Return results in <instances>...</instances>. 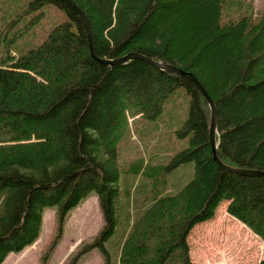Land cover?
Instances as JSON below:
<instances>
[{
	"label": "trees",
	"instance_id": "trees-1",
	"mask_svg": "<svg viewBox=\"0 0 264 264\" xmlns=\"http://www.w3.org/2000/svg\"><path fill=\"white\" fill-rule=\"evenodd\" d=\"M75 1L91 21L97 56L137 52L193 72L216 106L219 158L264 170V8L256 10L252 0ZM47 4L67 19L19 55L9 44L23 31L6 37L0 59V264L39 237L44 213L54 207L47 258L68 215L92 193L103 225L64 264H78L92 249L100 264H113L107 241L123 212L116 264H166L175 251L181 264H192L191 230L213 218L229 196L264 229V176L228 172L216 163L211 108L195 84L139 58L95 59L82 19L63 0H28L23 13L37 11L33 23ZM180 88L190 103L176 133L188 137V145L144 173L152 189L163 172L185 164H194V176L180 188L145 194L146 207L135 216L132 192L122 199L119 144L135 118H158Z\"/></svg>",
	"mask_w": 264,
	"mask_h": 264
},
{
	"label": "rangeland",
	"instance_id": "rangeland-1",
	"mask_svg": "<svg viewBox=\"0 0 264 264\" xmlns=\"http://www.w3.org/2000/svg\"><path fill=\"white\" fill-rule=\"evenodd\" d=\"M254 1L255 8L263 9L264 0ZM28 0H0V59L3 55L6 37H12L22 30L18 38L10 42L11 52L19 55L38 46L51 29L67 19V15L52 4L42 8L43 13H23ZM40 11V10H38ZM23 13V14H22ZM27 26V27H26ZM190 96L180 88L165 103L162 114L156 119L137 117L130 124L128 132L118 149V163L121 170L122 199L130 191L135 197V216L142 213L146 205L145 194H158L164 188H180L194 176V164L165 171L161 183L152 189V180L144 171L165 165L170 158L188 145V137H179L176 130L189 114ZM140 170V173H139ZM179 186V187H177ZM240 199L229 196L219 205L213 218L196 224L188 236L192 264H264V229L242 212ZM116 228L115 236L107 241L116 264L118 247L124 232V212ZM55 208L44 213L43 227L39 237L19 252H11L2 264H64L79 247L93 240L103 225V216L96 194L92 193L68 215L63 234L54 251L47 257V250L55 239ZM175 251L166 264H181ZM97 249L81 257L78 264H100Z\"/></svg>",
	"mask_w": 264,
	"mask_h": 264
},
{
	"label": "water",
	"instance_id": "water-1",
	"mask_svg": "<svg viewBox=\"0 0 264 264\" xmlns=\"http://www.w3.org/2000/svg\"><path fill=\"white\" fill-rule=\"evenodd\" d=\"M63 1L66 2L82 19V22L84 24V28H85V31L87 34L89 49H90L92 56L95 59H97L103 63H106V64H115V63L124 61L128 58L134 57V58H139V59L145 60V61L155 65L156 67H158L160 69L169 70V71H172L174 73L188 77L195 84V86L199 89V91L204 96V98L207 100V102L209 103L210 108H211V122H210V126H209V140H210V144H211L213 159L216 161V163L221 168H223L224 170H226L228 172H232V173H236V174H240V175H247V176H264V170H262V169L235 168V167L226 165L219 158L218 153H217L218 143L216 141V123H217L216 106H215V103H214L212 96L209 94V92L206 90L205 86L202 84V82L197 78V76L193 72L186 71V70L181 69L175 65L167 64V63H164L161 61H155L151 57L146 56V55L141 54V53H137V52H130L123 57L115 58V59H106V58H102V57L97 56L96 53L94 52V35H93V30H92V24H91L89 17L85 13V11L77 4V2L75 0H63Z\"/></svg>",
	"mask_w": 264,
	"mask_h": 264
},
{
	"label": "crops",
	"instance_id": "crops-1",
	"mask_svg": "<svg viewBox=\"0 0 264 264\" xmlns=\"http://www.w3.org/2000/svg\"><path fill=\"white\" fill-rule=\"evenodd\" d=\"M192 231V230H191ZM191 233V232H190ZM118 264V263H117Z\"/></svg>",
	"mask_w": 264,
	"mask_h": 264
}]
</instances>
